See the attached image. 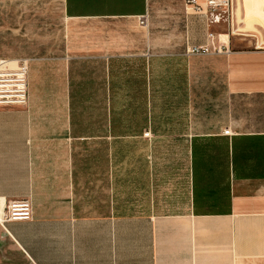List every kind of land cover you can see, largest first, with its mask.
<instances>
[{
  "label": "crops",
  "instance_id": "crops-1",
  "mask_svg": "<svg viewBox=\"0 0 264 264\" xmlns=\"http://www.w3.org/2000/svg\"><path fill=\"white\" fill-rule=\"evenodd\" d=\"M250 16L234 36L186 0H0V62L28 68L0 106V216L32 211L0 223V264H264Z\"/></svg>",
  "mask_w": 264,
  "mask_h": 264
},
{
  "label": "built area",
  "instance_id": "built-area-1",
  "mask_svg": "<svg viewBox=\"0 0 264 264\" xmlns=\"http://www.w3.org/2000/svg\"><path fill=\"white\" fill-rule=\"evenodd\" d=\"M229 0H205L202 7L195 2V0H186V3L193 7L194 11L199 12L201 15L208 19L209 23L218 22L219 20L227 21L228 14L227 6ZM218 7H222L221 12L217 11ZM148 16L143 15L138 18L139 26H146ZM218 52V50H214ZM186 53L190 55H206L210 53L208 46L198 45L186 49ZM5 64L0 62V106H24L28 98V84H27V63L26 61L20 62L14 68L4 67ZM224 135H228L229 131H223ZM145 136H148L146 133ZM0 216V223L21 220L27 221L32 215L31 204L28 199L11 201L8 203Z\"/></svg>",
  "mask_w": 264,
  "mask_h": 264
},
{
  "label": "rangeland",
  "instance_id": "rangeland-1",
  "mask_svg": "<svg viewBox=\"0 0 264 264\" xmlns=\"http://www.w3.org/2000/svg\"><path fill=\"white\" fill-rule=\"evenodd\" d=\"M259 7H260L261 12H263L264 6H262V7L259 6ZM250 10H251V7H249L248 0H229L228 6H227V13H226V14H228V19H227L228 29H229V26H230V29H233L235 24H236V26H239V25L242 26L243 21H244L245 17H247V14L250 12ZM250 19L253 20L254 23H256V21H258L259 23L264 25V14H263V16H257V17L256 16H254V17L250 16ZM262 28H264V27H261V29ZM231 34H233V33H231ZM261 34H264V30H263V33H261ZM255 35L259 36V33H256ZM234 36H243V35L237 34ZM247 36H249V35H247ZM250 37H252L253 39H256V37H254V36H250Z\"/></svg>",
  "mask_w": 264,
  "mask_h": 264
},
{
  "label": "bare ground",
  "instance_id": "bare-ground-1",
  "mask_svg": "<svg viewBox=\"0 0 264 264\" xmlns=\"http://www.w3.org/2000/svg\"><path fill=\"white\" fill-rule=\"evenodd\" d=\"M248 2H249V7H251V12H249L251 17H254L257 14L262 13L259 6L261 7L264 6V0H248ZM230 31H231L230 33H233V29H230Z\"/></svg>",
  "mask_w": 264,
  "mask_h": 264
}]
</instances>
